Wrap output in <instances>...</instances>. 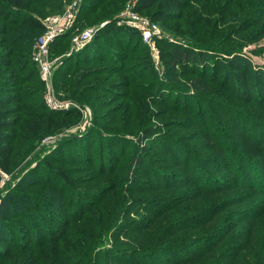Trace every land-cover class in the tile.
I'll return each instance as SVG.
<instances>
[{"label": "rangeland", "instance_id": "374dc122", "mask_svg": "<svg viewBox=\"0 0 264 264\" xmlns=\"http://www.w3.org/2000/svg\"><path fill=\"white\" fill-rule=\"evenodd\" d=\"M72 1L65 0L66 9ZM184 2L197 7L186 24L160 19L187 15ZM114 4L101 7L84 26L74 22L76 32L97 30L98 38L134 10L157 21L156 49L123 33L98 38L103 60L90 59L69 74V91L78 80L75 97L63 93L60 80L87 51L74 50L68 40L49 46L48 60L55 65L50 92L34 59L46 31L35 35L29 60L18 55L8 70L0 65V79L5 71L16 76L8 91L23 99L12 104L18 109L9 117L17 125L4 134L14 148L10 171L0 173V215L13 225L6 229L16 235L18 228L41 226L44 246L69 252L59 250V264H89L86 249L102 229L110 228L102 249L129 243L126 230L160 222L159 211L165 215L162 247L198 249L217 238L223 243L216 247V264H264V0H160L152 9H140L138 0ZM64 12L42 14L41 21ZM172 49L200 52L206 67L174 64ZM144 58L152 60L151 69ZM49 93L57 107L46 104ZM42 106L63 119L33 137L21 128L42 121ZM77 112L78 124L71 117ZM58 170L69 180L53 177ZM208 185L230 189L205 192ZM7 198L16 200L2 206ZM61 229L66 235L58 239L52 232ZM21 257L17 264H34L35 257Z\"/></svg>", "mask_w": 264, "mask_h": 264}, {"label": "trees", "instance_id": "16d2710c", "mask_svg": "<svg viewBox=\"0 0 264 264\" xmlns=\"http://www.w3.org/2000/svg\"><path fill=\"white\" fill-rule=\"evenodd\" d=\"M110 1L116 2L117 4L114 5L118 8L124 0H94L91 4L89 3V0H84L75 23L78 24V22H80V26H84L93 14H96L101 7H107ZM159 1L160 0H138L140 5L139 8L152 9ZM174 1L175 0H172V2ZM64 2L65 0H0V24L3 23V25H0V65L4 66L3 68L8 70L13 59H18V55H23L27 58L25 60H29L28 58L32 55V46L37 40L35 35H39L45 31L44 25L41 21L42 14L45 15L53 12H64L67 6ZM40 6H42L40 14L35 15V13L32 12V9L38 10ZM182 8L184 11L188 12L187 15L184 13L180 14V11L175 17L166 15L165 17H160V19L166 20L167 18H177V20H183L186 24L188 22L189 15L197 12V7L193 4L190 5V2H184L181 9ZM83 12L86 14L82 15ZM150 20L157 22L154 19ZM77 33L79 32H76V29L73 27L64 35L55 39L52 42V46H59L63 44L65 40H68V42L71 43L72 37ZM116 33H123L130 40L136 38L141 44H144L139 31L127 26L126 24L120 25L118 22L112 23L107 31H100L98 33V38L101 39L104 35L109 34L114 37ZM98 38L96 37L91 44L83 49V51H87L86 54L82 55L78 60L76 59V62L70 63L67 70L64 69L66 73L60 80V83L64 86L63 93L67 94L68 98L75 97L74 87L78 81H73L71 91H69V89L66 88L69 83L68 79L71 77L69 74H71V72L79 65L86 63L90 59L103 60V57L97 53L100 49V41ZM170 53L172 58L171 60L174 64L181 63L183 65H188L189 63H193V65L197 67H206V63H204L203 59L204 56H202V54L198 51L188 53V51L185 50L178 51L177 49H172ZM144 61L146 69H151L152 60H150V58H146ZM109 63L115 64L114 61ZM239 68L243 69L242 66H239ZM5 73L6 75L0 79V169H2L3 172H9L14 148L10 142V136H5V133L9 130H13L18 121L16 118L9 117L18 109V106L12 104L22 102L23 99H19V97L12 95L11 91H8V86L15 85L16 76L13 73H9V71H5ZM30 74H32V72H30ZM236 74H238L237 71ZM193 86H195L193 88L198 89L197 83ZM79 94H83L82 89H80L76 97ZM252 98V94L248 96V99L252 100ZM24 100H27V98ZM44 109L46 108L42 106V111H44ZM71 117H76L75 120L77 124L81 120L80 112L72 114ZM41 118L42 121L33 120L23 126L21 130L26 131L28 135L37 137L38 134L45 132L49 128L59 127L57 124L60 122V119H63V117L59 118L55 112L51 111H44V114H41ZM69 124L73 126L77 125L71 124V122H69ZM149 135L150 134L148 133L144 136L146 138L144 141L147 140ZM221 157L225 159L229 158L225 152L221 154ZM83 159L87 158L85 157ZM140 163L145 164L144 161H141ZM221 165L223 166V164ZM146 166L149 170H151L148 164H146ZM183 166L186 167L187 164L184 163ZM243 170L245 171V169ZM146 172L147 171H144L143 169L140 171V173H143L144 175L148 174L151 176L150 171ZM189 174L193 176L191 172ZM237 174V169H232L230 175L238 178ZM241 174L244 176V173ZM153 176V179H157L154 174ZM53 177L59 178V180H64L65 182L69 180L66 172L60 170H58ZM245 179L246 177L242 178L241 181H244ZM218 189L229 190L230 187L219 188L208 185L205 192L207 190L217 192L216 190ZM15 197L16 199L19 198L18 196ZM16 199H8L5 203H2V206H7V204L12 205L14 204L12 200ZM155 213L157 218L161 219L160 222H153L149 225H147V222H141L137 226L126 230L124 236L128 237L129 243L119 244L117 242H113L109 248L102 249L104 242L107 240L110 228L105 227L102 229L100 231L101 235L95 238V240H91V246L86 249L88 252V257L86 256L88 259L87 262H89V264H102L103 261L105 262L111 259L113 264H216L217 257H215V255H217L216 252H218L216 247L220 246L223 243V240L216 241L217 238H214V241L210 240L207 243L209 244V247H202L198 249H192L190 245L181 247V245L178 246V244H175L174 246L170 245V247H162L163 243H165L167 239H163L164 234H159V230L162 228V220H164L165 215L159 211ZM18 218H21V216H18ZM10 226L13 225L4 216L0 215V243L5 242L8 245V247H0V264H17L19 259H22V255L35 257L33 260L34 264H59L57 261L58 259H56L58 258L59 250L61 249L66 251V253H69L66 247L60 248L57 245L50 247L44 246L46 235L44 236L43 234L46 231H43L44 229L41 228V226H31L27 229H22V227L18 228V233L16 235L11 232L10 229H6ZM52 233L58 239L63 238L66 235L62 229L54 230ZM119 234L121 235L120 231H118L117 235ZM23 242H26L27 245H22ZM43 249L48 252L47 254L51 255L50 261L45 259V254L41 251ZM72 250H74V248H72ZM198 250H201L200 254H198ZM63 262L64 261H60V264H63ZM81 263L84 264V260Z\"/></svg>", "mask_w": 264, "mask_h": 264}, {"label": "built area", "instance_id": "2783aa9c", "mask_svg": "<svg viewBox=\"0 0 264 264\" xmlns=\"http://www.w3.org/2000/svg\"><path fill=\"white\" fill-rule=\"evenodd\" d=\"M83 1L84 0H73L62 16H56L42 21L46 32L37 40V51L35 52L34 59L40 68L42 81L49 87V92L51 91L50 86L55 67V65L48 60L49 46L55 39L64 35L73 27ZM136 3V1H133L128 5V8L131 9V5L134 6ZM126 14L128 16L126 15L125 18L122 19V24H126L139 31L142 42L154 51L156 49L155 40L160 34L159 25L149 18L142 17L134 10H127ZM96 33L97 30H84L81 33L75 34L71 39L72 48L76 51L84 49L95 40ZM46 104L50 108L58 106L50 93L46 97ZM0 173L2 176L6 175L1 169Z\"/></svg>", "mask_w": 264, "mask_h": 264}]
</instances>
